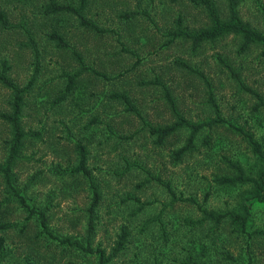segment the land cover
Wrapping results in <instances>:
<instances>
[{"label": "rangeland", "instance_id": "obj_1", "mask_svg": "<svg viewBox=\"0 0 264 264\" xmlns=\"http://www.w3.org/2000/svg\"><path fill=\"white\" fill-rule=\"evenodd\" d=\"M56 1L79 6L80 0H0V14L12 24L25 22L40 51V72L26 93L22 125L28 134L13 167V186L0 171V238L10 251L0 264H100L99 253H87L62 238L86 243L94 194L90 180L76 168L78 145L87 149V167L100 189L93 213L92 248L110 256L121 237L123 248L107 264H264V201L251 184H221L234 176L238 162L250 176L263 163L247 134L264 150V46L227 34L194 46L174 37L183 28L208 27L203 7L190 0H87L86 17L106 28L84 27L69 12L49 14ZM229 20L227 0H214ZM240 18L264 34V0H242ZM58 32L68 42L61 48L50 38ZM22 27L0 21V70L26 87L35 76V51ZM187 64L189 67L184 66ZM82 65L108 76L80 75L67 92L66 74ZM113 92L126 93L139 114ZM189 121L217 116L224 123L202 129L191 148L188 128L176 130L163 143L145 123L164 127L176 122L167 94ZM11 92L0 83V164L10 155L12 128L2 113L11 111ZM241 130V131H240ZM244 131V133L242 132ZM164 183L178 197L172 202ZM47 217L29 215L15 194ZM135 196L140 201L130 199ZM146 203L144 206L141 204ZM142 209H141V208ZM202 208L245 214L246 226L226 219L192 224ZM140 208V209H139ZM139 209V210H138ZM161 215L162 222L154 219Z\"/></svg>", "mask_w": 264, "mask_h": 264}, {"label": "trees", "instance_id": "obj_2", "mask_svg": "<svg viewBox=\"0 0 264 264\" xmlns=\"http://www.w3.org/2000/svg\"><path fill=\"white\" fill-rule=\"evenodd\" d=\"M192 1L196 6L203 7L208 14L209 23L208 27L201 28L197 31L190 32L183 28L182 21L179 20V26L177 32L174 33V37H185L186 39L192 40L194 46H199L202 42L208 41V40H216L218 38H221L227 34H237L243 37L244 43L243 48L248 47L252 43H259L264 46V34L260 33L256 29L252 28L249 24L243 22L240 18L239 13V6L242 2V0H227L228 9H229V20H223L220 16L218 6L214 0H190ZM88 5L87 0H80L79 6H74L71 4H61L56 1H53L46 9V12L49 14H55L60 12H69L71 14H74L80 22V24L84 27H87L91 30H95L97 32H107L108 30L106 28L101 27L99 24H97L94 21L89 20L86 17V7ZM0 21L3 23L5 27L8 28H15V27H22L29 37V44L33 47L35 51V76L33 80L28 84L26 87H20L10 76H9V70L10 66L6 61L3 62L2 68L0 70V83H2L7 89L11 92V111L7 113H2L3 119L8 122L11 125L12 128V142H11V148H10V155L7 159V162L4 165L0 164V171L3 172L6 181L10 186H13V167L16 164L20 154L22 153L24 147H25V141L28 136L26 131L23 128L22 125V113L24 109L25 104V98L26 93L29 90L30 86L32 85L36 75L40 72L41 66H40V51L38 50L35 38L28 28L27 24L25 22L19 23V24H12L9 22L8 18L4 14H0ZM50 38L54 40L57 45L61 48H67L68 42L58 32H53L50 35ZM264 51V50H263ZM186 67H189L187 64H183ZM94 73L97 76H103L106 78H109L106 76V74L92 68L86 65H82V67L71 74H66L67 77V87L66 91L69 92L73 90L77 78L84 74V73ZM252 91L255 96L257 97L259 101V106L264 107V97L261 96L258 92L254 90ZM112 99L121 100L124 102V104L127 105V109L135 114H139V110L137 106L133 103L130 96L126 93L121 92H113L111 94ZM168 100L171 104V108L175 116L177 117V120L172 125H167L164 127H155L152 126L149 123H145L144 127H147L149 129V132L152 135H155L157 137V141L160 143H163L164 140L173 134L176 130L182 129V128H188L190 130V136L188 139V144L184 148L180 150L182 153L184 150L191 148L194 145V142L196 140V137L198 133L204 129L205 127H213L215 125H219L224 123V118L220 115V111L217 108V116L214 118H211L209 120L203 121V122H192L186 119L179 111L177 104L175 100L170 96V94H167ZM241 131V130H240ZM244 133V131H242ZM247 137L252 144L256 154L260 156L263 163V169L259 173L258 176H250L246 173L244 168L239 164L238 162H231V166L235 169L236 175L234 176H224V177H218L216 178V181L221 184H230V185H236V184H251L253 186L252 192L253 196L260 201H264V150L262 149V146L259 144L258 141H256L253 136L250 134H247ZM78 151L80 155V163L76 168L77 172H81L85 176H87L90 180L91 187L93 189V202L90 207L91 212V218L89 221V229H88V236L86 243H83L80 240H72L70 238H62L60 241L62 243H67L72 247H76L77 249H80L82 251H85L87 253H99L100 258V264H107L108 261L112 259L114 255H116L122 248L126 241V234H124L116 248L114 249L113 253L110 256L106 255L105 250H101L100 248H97L96 250L92 248V236L95 232V224H94V218L93 213L95 211V207L99 204L100 201V189L98 185L95 183L94 179L91 176V172L87 167V149L83 145H78ZM162 184H164L170 194L172 195V202H176L179 200H191L190 199H184L182 197H178L175 192L172 190L170 183H164L160 178H157ZM17 197L19 198V201L23 207H25L29 211V215L33 216L35 214L39 215V219H41V225L43 226L45 231H49L48 223H47V217L44 212L38 211L35 208H32L28 202L26 201L25 197L19 193L18 191L15 192ZM135 199L137 201H140L135 196H130V199ZM146 203L141 204L144 206ZM141 208V207H140ZM139 208V209H140ZM138 209V210H139ZM142 209V208H141ZM201 212L203 214V217L197 221L186 219V222L197 224V223H205L208 221L214 222L216 224L222 223L226 219H231L234 223L242 225L244 228L246 226L247 220H248V208L243 213H234V212H226V213H218L212 210H208L207 208L201 207ZM162 216L158 215L154 219H149L147 222H151L153 220H159L162 222ZM9 227L7 224L0 225V228L5 229ZM4 242L3 239L0 238V261L4 260L10 253V251L3 249ZM191 264H202L198 263L195 260H190Z\"/></svg>", "mask_w": 264, "mask_h": 264}, {"label": "crops", "instance_id": "obj_3", "mask_svg": "<svg viewBox=\"0 0 264 264\" xmlns=\"http://www.w3.org/2000/svg\"><path fill=\"white\" fill-rule=\"evenodd\" d=\"M102 77V76H101Z\"/></svg>", "mask_w": 264, "mask_h": 264}]
</instances>
